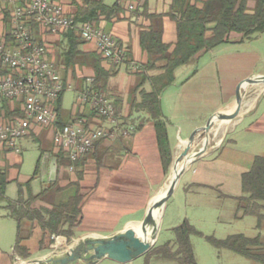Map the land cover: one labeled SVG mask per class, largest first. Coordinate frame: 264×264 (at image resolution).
Listing matches in <instances>:
<instances>
[{
    "label": "crops",
    "instance_id": "1",
    "mask_svg": "<svg viewBox=\"0 0 264 264\" xmlns=\"http://www.w3.org/2000/svg\"><path fill=\"white\" fill-rule=\"evenodd\" d=\"M62 1L67 4L69 12L75 13V6L68 0ZM104 1L108 5H113L115 2L120 1L123 10L120 13V19L112 18V21L108 22L102 18L98 25L102 26L105 31L114 33L121 43L130 48L131 57L128 61L119 65L103 63L106 69L116 71V74L109 80L106 95L115 102L118 117L128 119L127 122L134 124L136 129L129 135L120 133L113 139L98 141L95 149L91 153L81 157L77 163L71 166L62 167L59 171L55 156L58 151L55 148L53 141L54 132L51 128L37 127L31 136L21 140V149L19 152H0V171L6 172L9 180L6 188V197L8 200H17L19 196V184H25L32 177L21 181L17 176L10 174L11 170L20 169L23 162V142L29 139H38L43 141V144L44 141L53 144L51 149L42 147V161L44 165L42 167V173L38 177L42 179L44 176V181L36 189L35 182L37 178L32 180L31 189L33 193L35 195L39 194L50 182L56 180H59V185L64 187L71 182L78 181L79 175L81 174L80 185L84 195L82 219L74 229V235L70 239L62 235H51L48 231L43 230L37 221L26 220L22 223L21 233L23 238L20 242L22 249L20 251H14L13 247L11 253L6 255L0 254V264H32L35 261H45L50 258L59 259L64 257L71 249H75L76 246L80 245V242H85V239L111 238L131 226H137L141 230L140 224L148 216L151 221L145 229L148 234H152L153 227L150 223L154 219L159 199L156 200L153 209L149 210L152 200L163 191V186L168 179L182 142L185 143L191 137V133L200 129L206 123V121L196 122L194 120L195 116L183 113V109L192 110L195 108V103L201 99L202 93L209 97L211 93L215 92L209 79L199 80L198 74H200V70H195L193 76L187 78L183 84L184 86L188 85L185 91H188L186 94H181L178 97L179 92H173L169 95V109L174 116L166 115L165 113L164 115L169 124L171 123V119L176 117L183 118L181 122L177 120L179 125L183 124L178 129L180 135H178L176 142H174L175 138H172L171 130L168 127L173 161L169 171L166 172L163 168L153 120L145 113L131 112V102L134 99V96L131 95V89L138 83L136 72L142 69V66L148 60V55L142 49L140 43L141 32L151 25V20L144 11H147L149 14H165L169 11L173 0H115L112 3L107 2V0ZM129 4H133L134 8L129 9ZM5 10L0 5V37L6 35L11 29V26L6 23ZM236 35L232 34V37ZM40 37L43 39L42 35ZM44 40L47 43H53V45H50L55 47L53 49L54 51L51 49L52 58L57 62L58 51H62L65 47V38L62 35H47L44 37ZM163 41L171 45L170 50L174 49L177 41L176 22L168 16L164 17ZM81 49L85 52L96 51L94 43H84ZM206 52H202L191 62ZM57 66L64 82L71 83V89H73L72 83L75 84L77 94L79 91L84 90L88 84L86 78L94 75L93 69L87 66H82V68L77 66L75 71L70 69L67 72L61 65ZM183 66L175 71V80L177 72ZM159 72V70H153L147 74L153 76ZM143 88L150 91V82L146 83ZM65 93L66 91L62 96L60 104V122H69L76 111L78 114L82 112L85 115L89 114V110L81 111L80 108L65 112L63 110ZM246 93L245 88L243 90V101L246 98ZM162 94L160 98L163 109L165 95L162 96ZM138 98H140L139 95ZM117 100L120 102L116 103ZM178 101H187L188 107L185 106V102L183 103L184 105L177 106ZM236 105L237 98L234 97L225 104L214 107L212 111L213 113L231 112L235 109ZM242 105L244 107L247 106L244 102H242ZM181 107H183L182 110ZM247 107L245 111L252 108L250 106ZM87 120L93 126H109L108 122H102L97 118H87ZM140 124L142 125L141 128L137 129V126ZM182 132L186 133L185 137L181 136ZM52 169L56 170V175L53 180L50 179ZM14 182L17 184L18 191L16 197L10 196L7 193L9 187ZM25 196H27V192H25ZM37 205L41 207L51 206L48 202L41 200L37 202ZM4 206L5 203L0 205V207Z\"/></svg>",
    "mask_w": 264,
    "mask_h": 264
},
{
    "label": "trees",
    "instance_id": "2",
    "mask_svg": "<svg viewBox=\"0 0 264 264\" xmlns=\"http://www.w3.org/2000/svg\"><path fill=\"white\" fill-rule=\"evenodd\" d=\"M68 1L76 8L74 17L77 22L90 21L99 24L102 18L111 22L112 18L120 19V13L123 10L120 1L113 5L106 4L104 0ZM10 12L11 8L7 7L6 23L11 26ZM144 13L150 18L151 25L141 32L140 43L148 55V60L142 69L136 72L138 83L131 89V95L134 96L131 112L145 113L153 120L163 168L167 172L172 165L173 157L168 134V120L162 109L160 95L174 84L175 71L190 63L202 52L230 42H243L245 39L264 33V0H173L169 11L165 14H149L147 11ZM165 16L176 22L177 41L173 50H170L171 45L163 41ZM31 26L36 41L45 42L40 37V25L33 23ZM232 34L240 35L241 38L234 41ZM6 36L8 41L12 40L10 30ZM62 36L66 43L63 50L58 51L56 64L61 65L66 72L70 69L75 71L74 68L77 66L92 68L95 80L91 88L106 94L109 80L116 71L108 70L103 66L104 56L97 51L85 52L81 49L85 41L78 30H69ZM127 49L128 61L131 57L130 48L127 47ZM153 70L160 72L153 76L147 74ZM148 82L151 84L150 91L143 88ZM85 88H88V84ZM63 94L56 103L59 120ZM119 102V100L116 101V103ZM4 108L9 116L13 114L10 104L6 103ZM15 112L17 116H23L18 104L15 106ZM85 116L92 118L96 116V113L91 111ZM125 120L128 121L126 118ZM64 124L66 123L59 121V125ZM141 126V124L138 125L137 129ZM55 156L58 171L81 159L72 161L63 150L58 151ZM42 157L43 155L38 159L31 179L25 184H19V196L15 201L7 199L6 188L9 180L7 173L0 171V205L5 203V209L17 223L14 251L22 249L20 246L23 238L22 223L26 220L37 221L41 228L51 235H62L70 239L82 219L84 195L80 185L81 174L78 181L64 187L59 185V180H56L50 182L39 194L33 193L31 182L42 173ZM242 192L243 195L234 197L237 201V212L241 213V216L237 215V217H256V228L260 231L264 224V156H256L251 169L243 173ZM40 200L48 202L51 206H38L37 202ZM173 231L176 249L171 242H167L160 247H154L149 252L162 258L177 260L180 264H198L191 237L203 236V233L188 219L173 228ZM206 239L218 249H227L259 264H264V239L260 232L255 237L232 234L224 239H218L215 236H206Z\"/></svg>",
    "mask_w": 264,
    "mask_h": 264
},
{
    "label": "rangeland",
    "instance_id": "3",
    "mask_svg": "<svg viewBox=\"0 0 264 264\" xmlns=\"http://www.w3.org/2000/svg\"><path fill=\"white\" fill-rule=\"evenodd\" d=\"M114 1L107 0L109 3ZM240 38V35L233 36L234 41ZM48 44L49 46L53 45L52 42H48ZM50 47L52 50L55 49L54 46ZM195 70H200L199 80L209 79L215 92L211 93L209 97L202 93L201 99L195 103V108L192 110L183 109V113L195 116L196 122L206 121V125L210 118L216 114L212 111L214 107L223 105L234 97L237 98L238 86L242 81L264 77V33L257 34L251 39H245L243 42L220 45L183 66L177 72L174 84L162 92V96L165 95L163 109L166 115L174 116L169 109V95L173 92H179L178 97L181 94H186L188 85L184 86L183 84L187 78L193 76ZM72 84L73 89L66 91L64 96L63 110L65 112H70L78 107V94L75 91V84ZM245 88L247 93L243 102L250 108L252 107L251 109L245 111L248 107L242 105L241 112L237 117L229 120L223 119L227 123L217 132V135L214 134V130L208 134L204 131L196 134L189 154L201 149L206 145V139H208L206 152L188 164L182 172L174 192L161 206V223L153 248L171 242L176 249L173 228L188 219L203 233V236L194 235L191 237L198 264H259L230 250L218 249L206 239V236L224 239L232 234L255 237L259 232L264 239V224L259 231L256 228V217H237V215L241 216V213L237 212V201L234 199L236 196L243 195V173L251 169L256 156H264V83H248ZM183 103L187 106V101H178L177 106ZM176 118L171 119L170 124L168 123L172 138H175L174 142L178 140V135H180L178 129L183 124L177 123V120L181 122L183 118ZM104 121L105 119L102 120V122ZM120 121L127 123L123 117H120ZM218 123L217 120L212 129L216 128ZM181 136L185 137L186 133L182 132ZM52 145L47 141H44L43 144V141L38 139L24 141L22 165L19 170H11L10 174L17 176L21 181L30 178L42 155V147L51 149ZM184 146L185 143L182 142L162 192L167 189L174 165L181 157ZM184 158L181 157L178 165L183 162ZM43 165L42 161V167ZM36 180L35 188L38 189L44 181V176L42 179L37 177ZM7 193L13 197L17 196L16 182L9 187ZM15 243L16 221L9 215L7 209L0 207V254L11 253ZM98 264L180 263L177 260L162 258L148 251L126 263L104 258Z\"/></svg>",
    "mask_w": 264,
    "mask_h": 264
},
{
    "label": "built area",
    "instance_id": "4",
    "mask_svg": "<svg viewBox=\"0 0 264 264\" xmlns=\"http://www.w3.org/2000/svg\"><path fill=\"white\" fill-rule=\"evenodd\" d=\"M0 5L4 9L12 6V40L0 37V152H19L21 140L37 127L51 128L57 151H65L76 161L92 152L98 141L135 131L134 124L120 121L114 102L106 94L91 88L93 76L87 77L88 88L79 91L77 108L94 111L92 118L105 119L109 126H93L84 112L77 111L68 123L59 125L56 103L72 85L64 82L44 37L76 29L85 43H94L106 63L119 65L127 61L128 49L114 33L95 22H77L62 0H0ZM133 8L129 4V9ZM33 23L40 25L46 43L36 41ZM6 103L11 106V116L4 108ZM17 104L23 116L15 114Z\"/></svg>",
    "mask_w": 264,
    "mask_h": 264
},
{
    "label": "water",
    "instance_id": "5",
    "mask_svg": "<svg viewBox=\"0 0 264 264\" xmlns=\"http://www.w3.org/2000/svg\"><path fill=\"white\" fill-rule=\"evenodd\" d=\"M248 83H264V77H257L252 79H247L242 81L238 86V94H237V105L235 109L231 112H220L214 114L208 123L194 131L191 137L185 142V146L183 147V151L181 153V157H188L190 149L194 143L195 136L198 132L204 131L207 134L211 131L213 125L216 123L218 119H232L237 117L242 108L243 102V91L242 89ZM207 144L204 145L201 149L194 152L192 158L190 159L189 163L192 162L196 157L203 155L206 152ZM181 157L179 160H181ZM178 160V161H179ZM177 163V162H176ZM175 163V165H176ZM174 165V167H175ZM186 166H184L177 177L174 179L170 187L167 189L165 196L163 197L162 203H166L168 198L174 192L176 186L179 183L180 177L182 172ZM56 175V170H51L50 179L53 180ZM151 221L150 217L148 216L146 220L141 224L142 228H145L147 224ZM156 240L154 242L141 238V236L136 231L135 227L131 226L125 229L123 232L111 237V238H89L83 245L87 247L83 250L81 249V244L76 249H71L64 257L59 259H47L45 261H35L32 264H48V263H57V264H96L102 258H110L115 261L126 263L132 261L143 254L150 251ZM77 251H79L77 253Z\"/></svg>",
    "mask_w": 264,
    "mask_h": 264
},
{
    "label": "bare ground",
    "instance_id": "6",
    "mask_svg": "<svg viewBox=\"0 0 264 264\" xmlns=\"http://www.w3.org/2000/svg\"><path fill=\"white\" fill-rule=\"evenodd\" d=\"M219 123H218V126L214 129H211L212 130H215V135H217L218 131H220L221 128H223L224 124L227 123V121H223V119H218ZM208 142V139H206V144ZM194 152L189 154L188 157H185L183 159V162L181 164L178 165V163L180 161H177L174 169H173V173H172V177H171V180L170 182L167 184V189L170 187V185L172 184V182L174 181V179L177 177V175L180 173L181 169L184 167V166H188L189 164V161L190 159L192 158ZM167 189L164 191V192H161L159 195H157L153 200H152V203L150 205V209H153L154 207V204L156 202L157 199L158 200V203H157V206H156V210H155V216H154V219L152 220V222L150 223V225H152L153 227V231H152V234H148L147 230L145 228H142L141 227V224H140V227H141V230L140 228H138L137 226H134L136 231L138 232V234L141 236V238L143 239H146V240H149V241H152L154 242L157 238V233H158V230H159V227H160V216H161V213H160V209H161V206L165 203H161L163 197L165 196V193L167 191Z\"/></svg>",
    "mask_w": 264,
    "mask_h": 264
},
{
    "label": "flooded vegetation",
    "instance_id": "7",
    "mask_svg": "<svg viewBox=\"0 0 264 264\" xmlns=\"http://www.w3.org/2000/svg\"><path fill=\"white\" fill-rule=\"evenodd\" d=\"M77 247H79V245L77 246ZM87 246L86 245H83L82 243H81V249L80 250H83V249H85ZM76 249V248H75ZM77 250V249H76ZM79 251H77V253H78Z\"/></svg>",
    "mask_w": 264,
    "mask_h": 264
}]
</instances>
